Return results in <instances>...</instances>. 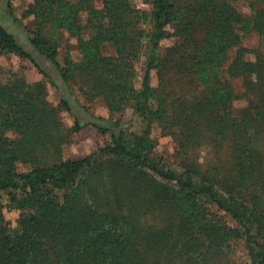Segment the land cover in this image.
<instances>
[{
    "label": "rangeland",
    "instance_id": "obj_1",
    "mask_svg": "<svg viewBox=\"0 0 264 264\" xmlns=\"http://www.w3.org/2000/svg\"><path fill=\"white\" fill-rule=\"evenodd\" d=\"M35 1L0 0V22L43 71L25 56L0 53V84L14 83L18 86L13 93L30 99L25 124L31 132L6 130L11 138L21 140V150L28 152L26 160L16 162L18 172L29 171L35 164L50 165L91 155L90 167L83 169L72 185L54 191L57 209L69 205L75 214L84 215L91 223L101 222L120 210L136 222L139 236L150 234L152 243L167 242L150 252L152 264H256L258 247L247 239L243 227L229 212L205 197L187 198L173 180H164L149 169L135 170L124 159L100 149L111 144L113 136L121 135L130 142L143 137L147 139L144 152L159 168L182 172L192 165L196 179L203 176L210 180L214 176L226 185L224 190L232 185L230 190L238 192L234 194L236 201L241 205L253 203L264 219V125L252 148L250 176L240 179L241 156L235 151L233 131L220 139L207 131L206 114L197 117L186 111L192 93L204 90L203 79L208 70H213L236 95L231 106L233 115L239 117L246 104L242 95L246 92L245 82L243 77L230 74L228 66L238 48L243 49V60L264 59V29L244 30L240 19L233 30L237 42L222 49L219 45L223 39H215L213 27L202 15L193 16L189 30L180 34L179 28L192 14L191 8L181 7L189 2L180 0L179 19H175L173 27L164 29L155 45L154 0H122L127 8L117 21L121 24L119 38L124 37L128 46L123 63L129 67L121 81L140 92L149 68V96L119 102L109 94L111 80L86 64L77 37L67 27L55 28L49 21L37 24L32 15H25ZM101 1L70 2L78 5L76 19L82 27V41L88 42L97 30L99 22L92 17L91 7H101ZM224 1L236 7L243 17L252 15L264 3ZM62 8L69 15L76 11L70 5ZM40 38L55 47V62L33 45V40ZM98 44L100 54L116 55L112 41ZM211 51L217 52L218 60L210 62L206 58ZM197 57L203 58V68L197 64ZM67 60L72 65L67 78L62 79L60 71ZM64 103L69 105L68 110ZM212 105L208 102L206 110L211 111ZM34 212L30 205L11 204L6 193L0 192V227L6 233L18 231L23 214ZM251 233L253 239L261 241L254 227Z\"/></svg>",
    "mask_w": 264,
    "mask_h": 264
},
{
    "label": "trees",
    "instance_id": "obj_2",
    "mask_svg": "<svg viewBox=\"0 0 264 264\" xmlns=\"http://www.w3.org/2000/svg\"><path fill=\"white\" fill-rule=\"evenodd\" d=\"M177 1L180 0H154L152 16L155 45L159 43L164 29L173 27L175 19H179L177 11L180 6ZM187 1L189 4L181 7L185 10L191 8L192 14L184 26L179 28L180 34L184 33V30H189L188 27L193 23L191 18L199 15L206 17L213 27L215 39H223V43L219 45L222 49L228 44L232 46V43L237 42L233 30L240 19L244 30L264 29V0H261L262 7L254 9L253 14L246 17L224 0L223 2ZM35 2L25 15H32L37 24L49 21L55 28L60 25L67 27L69 33L77 37L86 64L97 72L102 71L111 80L109 94L112 97L115 96L119 102L140 95L148 98L149 68L144 75L140 92H136L131 85L121 81L129 67L128 64L123 63L127 60L128 46L124 42V37L119 38L121 24L117 21L121 12L127 8L122 0H102L101 7L91 5L92 17L97 19L99 25L88 42L80 39L82 27L76 19L78 5L70 3L71 0ZM38 2L41 4L38 5ZM67 5L76 10L75 13L72 15L65 13L62 6ZM61 10L63 12L59 15ZM102 40L112 41L115 44V56L102 55L98 52L97 46ZM47 43L46 38L33 40L37 50L55 62V47L46 45ZM89 44L91 48H88ZM242 51L243 49L238 48L228 66L230 74L243 77L245 82L246 92L242 95L246 98V104L238 118L233 115L231 106L232 98L236 95H232L230 85L213 70L211 72L208 70L206 78L203 79L204 90L192 93L191 102L186 106L189 115L203 117V114H206L207 131L212 135L225 139L233 131V138L237 140L235 151L241 156L240 179L244 178V175L250 176L248 163L253 155L252 148L255 146L256 136L260 135V126L264 125V59L257 57L254 62L243 60ZM211 52L207 53L206 57L210 62L217 56V52ZM0 53H17L25 56L43 72L33 57L18 44L14 35L1 22ZM216 59L218 60L219 57ZM196 61L201 66L204 62L202 57H197ZM71 65L68 60L65 61V67L60 71L62 79L67 78ZM17 86L14 83H9V86L0 84V192L6 193L11 204L30 205L35 208V212L23 214L20 229L14 233H6L3 227H0V264H152L150 252L166 246L167 242L152 243L150 234L139 236L136 222L129 220L120 210L119 213L101 222L91 223L84 215L75 214L69 205L56 208L57 204L53 200L54 191L72 185L82 170L90 167L91 155L79 159H66L50 165L35 164L29 171L18 172L16 162L20 159L26 160L28 152L21 150L22 141L11 138L6 130L18 128L21 133L22 130L30 133L31 129L25 124L30 99L14 94ZM208 102L213 104L211 111L206 110L205 105ZM64 104L68 110L69 105ZM231 120L238 122L234 124ZM146 140L141 137L135 142H130L121 135L113 136L112 143L102 147L100 151L117 159H124L135 170L149 169L164 180H173L187 198L205 197L217 207L229 212L243 227L247 239L258 247L259 259L256 264H264V219L255 205L239 204L234 197L238 192L230 190L232 185L229 190H224L226 185L220 183L214 176L210 180H206L203 176L196 179L192 165L187 166L182 172L159 168L144 152L147 146ZM252 227L260 235V242L253 239ZM206 232L210 237L208 229ZM166 238V235H163V240Z\"/></svg>",
    "mask_w": 264,
    "mask_h": 264
}]
</instances>
